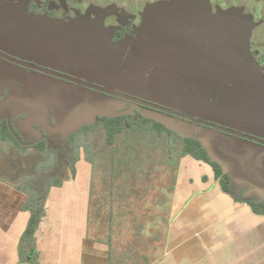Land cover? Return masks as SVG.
Returning <instances> with one entry per match:
<instances>
[{
    "label": "flooded vegetation",
    "instance_id": "flooded-vegetation-1",
    "mask_svg": "<svg viewBox=\"0 0 264 264\" xmlns=\"http://www.w3.org/2000/svg\"><path fill=\"white\" fill-rule=\"evenodd\" d=\"M75 13L79 9L74 0H0V19L18 18L19 23L34 17L49 24H67L75 20ZM138 18L136 23L129 20L115 30L107 38L110 50L87 65L80 62V54L51 64L13 53L0 43V103L16 92L36 90L34 83L43 84L46 90V96L39 95L28 105L0 106V124L6 125L19 145L10 147L11 151L61 159L71 152L70 145L78 147L82 138L93 156V136L102 139L101 131L117 130L113 143L105 145L111 158L108 166L132 168L131 160L115 158V141L120 138L131 152L134 144L141 145L138 139L143 128L152 129L156 124L182 138L197 140L200 128H211L264 148V57L254 55L251 61L233 47L219 49L221 42L190 36L169 23V36L174 38L165 39L161 32L154 36L155 30L143 37ZM177 29L181 32L176 33ZM223 52L233 63L232 80L245 82L246 90L233 111L221 109L212 116L211 106L219 103L226 91L203 74H216L215 65L209 67L208 60L216 58L219 65ZM197 65L199 70H193ZM255 106L259 115L253 111ZM178 125L181 127H174ZM153 150L163 158L157 161L159 165L173 168L168 149ZM79 151L80 155L84 152ZM88 164L93 167L94 160L93 165ZM262 164L264 168V159ZM231 186V193L241 201L264 202L249 192L251 188Z\"/></svg>",
    "mask_w": 264,
    "mask_h": 264
},
{
    "label": "rangeland",
    "instance_id": "rangeland-1",
    "mask_svg": "<svg viewBox=\"0 0 264 264\" xmlns=\"http://www.w3.org/2000/svg\"><path fill=\"white\" fill-rule=\"evenodd\" d=\"M74 4L79 9L75 20L84 24L90 33L97 28L103 29L106 38L127 21L136 23L139 16L140 27L149 23L155 27L158 24L163 26L168 22L173 29L181 28L192 36H204L221 42L223 47H233L251 61L254 55L264 57V0H74ZM168 37L174 38L173 35ZM253 108L259 115L256 106ZM174 127L180 128L181 125ZM92 142L96 150L93 167L81 153L75 164L74 177L66 167L58 173L63 184L72 180L70 184H79L76 181L78 174L85 173L81 174L83 184H89L91 192L87 243L103 245L109 235L117 254L127 252L137 263L155 261L163 253L166 231L173 215V188L189 159H178L174 170L159 165L157 161L163 158L157 156L151 147L134 144V150L129 152L119 138L113 146L115 158L121 156L131 160L133 167L122 165L112 169L108 166L111 159L109 148L97 135L93 136ZM5 153L6 150L0 151V178L22 184L20 178L23 180L34 169L38 157L17 152L12 156L16 159L12 160L11 166L6 160L11 156ZM47 198L44 215L49 209Z\"/></svg>",
    "mask_w": 264,
    "mask_h": 264
},
{
    "label": "crops",
    "instance_id": "crops-1",
    "mask_svg": "<svg viewBox=\"0 0 264 264\" xmlns=\"http://www.w3.org/2000/svg\"><path fill=\"white\" fill-rule=\"evenodd\" d=\"M5 155L12 166L15 153L7 147ZM185 158L187 167L173 188L163 253L147 264H264V215L223 191L207 164ZM81 174L79 184L72 180L48 193L49 209L35 232L38 264H108L106 244L87 243L90 188ZM8 182L0 178V264H21L18 242L29 213L22 209L26 196L20 184Z\"/></svg>",
    "mask_w": 264,
    "mask_h": 264
},
{
    "label": "water",
    "instance_id": "water-1",
    "mask_svg": "<svg viewBox=\"0 0 264 264\" xmlns=\"http://www.w3.org/2000/svg\"><path fill=\"white\" fill-rule=\"evenodd\" d=\"M26 19L22 23L17 21L18 18L0 19V43L18 55L35 56L54 64L63 60H71L74 55L80 54L79 56H82L80 62L87 65L110 50L106 47L107 38L101 28L90 33L85 29L84 24L76 20L56 25L34 17H26ZM154 30V36L157 35V32H161L166 39L169 35L168 22L163 23V26L158 24L156 27L150 23L144 24L142 27L143 37H149L151 31ZM221 55L223 58L219 65L216 58L208 60L209 67L211 64L215 65L216 74L207 76L206 71L203 74L204 77L217 81L215 87L226 91L225 97L219 103L211 106L212 116H216L221 109L233 111L238 98H243L241 93L246 90L245 82L241 83L240 81L237 84L232 80L234 75L230 69L233 68V63L225 57L227 55H224V52ZM193 70H199V66H195ZM22 79L26 80V76H22ZM229 79L231 80L229 81ZM34 85H38L36 90L16 92L9 100L0 103V106L28 105L35 98H39V95L46 96L43 84L39 86L40 83H34ZM197 140L206 151L210 161L218 164L221 171L227 175L231 185L240 189L251 188L249 191L251 194L253 193L264 200L263 147L211 128H200Z\"/></svg>",
    "mask_w": 264,
    "mask_h": 264
},
{
    "label": "trees",
    "instance_id": "trees-1",
    "mask_svg": "<svg viewBox=\"0 0 264 264\" xmlns=\"http://www.w3.org/2000/svg\"><path fill=\"white\" fill-rule=\"evenodd\" d=\"M156 125L157 127L152 129L148 127L143 128L142 135H140V144L142 143V145L149 146L155 150L168 149L171 164L175 169L177 168L178 159L184 156H190L194 160L204 162L211 168L214 180L219 184L221 189L225 192H230L232 186L228 181L227 175L221 171L218 164L210 161L206 151L197 140L182 138L171 130H166L163 125ZM118 132L120 131H101L103 145H111L114 137L118 136ZM84 134H86V131H84ZM134 136L136 137V133H134ZM14 146L19 147L10 136L6 125L0 124V151H5L7 147L13 148ZM70 149L71 152L61 159L56 156L43 155L40 161L36 162L34 169L25 178L23 177V180L21 179L22 184L18 188L26 196L22 209L29 213L26 226L18 242V258L21 264H38L35 232L44 215L45 201L50 189L52 187H60L63 184L58 173L67 168L71 176L74 177L75 164L81 156L79 150L84 151L82 155L83 159L93 165L90 145L86 141L84 142L82 138L79 139L78 147L75 148L71 144ZM21 152L24 153L25 148H21ZM89 195L91 196L90 191ZM242 201L246 202L253 212L264 215V202ZM104 244L109 249L108 264H139L136 260L130 258L127 252L117 254V251L112 248L109 235Z\"/></svg>",
    "mask_w": 264,
    "mask_h": 264
}]
</instances>
